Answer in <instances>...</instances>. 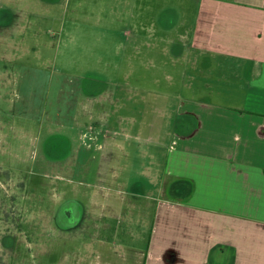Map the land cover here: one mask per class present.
I'll return each mask as SVG.
<instances>
[{"label": "rangeland", "instance_id": "374dc122", "mask_svg": "<svg viewBox=\"0 0 264 264\" xmlns=\"http://www.w3.org/2000/svg\"><path fill=\"white\" fill-rule=\"evenodd\" d=\"M134 2L138 12L144 1ZM153 3L155 14L159 5ZM128 9L130 0H0V264L133 259V239L122 229L126 220L118 233L122 241L114 238L119 225L111 227V219L105 239L90 241L85 234L95 231V219L88 211L74 217L72 227L53 224L63 201L74 202L76 216L98 201L124 206L132 200L137 209L124 208L123 216L148 217L142 202L149 177L142 169L153 153L159 187L172 109L191 97V65L176 40L180 32L153 27L138 33L136 40L150 42L153 63L140 64L144 49L128 62L134 36L117 32L127 24ZM131 102L135 109L128 108ZM148 106L151 112L143 113ZM102 136L115 141L99 148ZM134 177L136 195L126 183ZM130 232L141 234V245L148 225L142 221ZM85 244L91 245L88 255Z\"/></svg>", "mask_w": 264, "mask_h": 264}, {"label": "crops", "instance_id": "0c3cea01", "mask_svg": "<svg viewBox=\"0 0 264 264\" xmlns=\"http://www.w3.org/2000/svg\"><path fill=\"white\" fill-rule=\"evenodd\" d=\"M131 1H144V6L138 3L135 12L136 2ZM153 2L159 5L155 14ZM127 16V24L117 32L127 33L129 39L134 36L129 63L141 49L140 64L153 63L151 44L136 40L138 33L153 27L180 32L176 40L191 65V97H182L172 109L159 187L152 172L153 153L142 169L149 177L142 202L149 208L148 217L123 216L124 208L137 209L136 201L124 206L122 201H98L78 212L88 211L95 219L90 223L95 231L85 235L89 233L90 241L104 240L108 219L111 227L126 220L122 229L133 239L129 264H264V0H130ZM128 108L135 109V104ZM152 109L143 107V113ZM145 118L143 114V122ZM141 127L138 124L137 131ZM108 138L101 137L99 148L115 141ZM137 181L135 177L126 181L133 194ZM156 189L158 194H153ZM65 205L66 201L59 209ZM108 211L117 212L116 217H108ZM72 219L53 218V224L58 229L72 227ZM142 221L148 234L137 245L141 234L130 231ZM119 227L114 238L122 241ZM89 247L85 244L83 255H88ZM122 260L115 258L114 264Z\"/></svg>", "mask_w": 264, "mask_h": 264}, {"label": "flooded vegetation", "instance_id": "af4514ba", "mask_svg": "<svg viewBox=\"0 0 264 264\" xmlns=\"http://www.w3.org/2000/svg\"><path fill=\"white\" fill-rule=\"evenodd\" d=\"M73 216H74L73 207L70 204H68V205H65V207H62V209L61 208L59 209L58 207L55 211L53 218L55 221L62 217L65 219V221H71L73 220L72 219Z\"/></svg>", "mask_w": 264, "mask_h": 264}, {"label": "water", "instance_id": "95a60500", "mask_svg": "<svg viewBox=\"0 0 264 264\" xmlns=\"http://www.w3.org/2000/svg\"><path fill=\"white\" fill-rule=\"evenodd\" d=\"M68 204H70L71 206H73L74 202H68L67 205H68ZM78 216H79V213L76 214V216H74V217H78ZM74 220H75V219H74Z\"/></svg>", "mask_w": 264, "mask_h": 264}]
</instances>
